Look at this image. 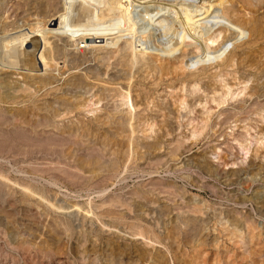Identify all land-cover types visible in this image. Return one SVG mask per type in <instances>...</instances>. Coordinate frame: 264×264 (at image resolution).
<instances>
[{
	"label": "rangeland",
	"instance_id": "374dc122",
	"mask_svg": "<svg viewBox=\"0 0 264 264\" xmlns=\"http://www.w3.org/2000/svg\"><path fill=\"white\" fill-rule=\"evenodd\" d=\"M133 1L0 0V264H264V0Z\"/></svg>",
	"mask_w": 264,
	"mask_h": 264
},
{
	"label": "bare ground",
	"instance_id": "6f19581e",
	"mask_svg": "<svg viewBox=\"0 0 264 264\" xmlns=\"http://www.w3.org/2000/svg\"><path fill=\"white\" fill-rule=\"evenodd\" d=\"M65 1V11L52 18L50 24L59 35H65L68 43L83 42L88 48L104 45L118 34L129 33L127 17L137 21L140 16V8L133 0H102L96 5L95 0Z\"/></svg>",
	"mask_w": 264,
	"mask_h": 264
}]
</instances>
